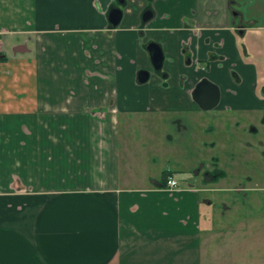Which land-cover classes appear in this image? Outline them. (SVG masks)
<instances>
[{"label": "crops", "instance_id": "crops-1", "mask_svg": "<svg viewBox=\"0 0 264 264\" xmlns=\"http://www.w3.org/2000/svg\"><path fill=\"white\" fill-rule=\"evenodd\" d=\"M115 1L0 0V264H264V215L216 195L264 158V0Z\"/></svg>", "mask_w": 264, "mask_h": 264}, {"label": "rangeland", "instance_id": "rangeland-1", "mask_svg": "<svg viewBox=\"0 0 264 264\" xmlns=\"http://www.w3.org/2000/svg\"><path fill=\"white\" fill-rule=\"evenodd\" d=\"M237 118L240 119V118H243V116L238 115ZM262 128L264 129V127H258V131H251V132L246 131L244 138H246L247 140L250 138L254 140H258L260 138L262 140V137H263ZM263 145H264V140H263ZM235 152H236V156L238 160V171L240 172L238 173L235 180L232 179L230 181V184L232 185V187H235L238 189L228 190L226 192H217L216 195L220 197L218 199L222 200L219 204L221 205L223 201L226 204L227 203L232 204L233 202H235L238 205L236 207L237 209L234 208L233 205L232 207L234 208V214L236 215L237 218H239V220H240V217L243 220L244 219L246 220L248 217H251V216L258 217V220H260L262 216L264 215V190L250 189L253 185L251 183H247L245 176H250L251 178L252 177L259 178L262 175H264L263 174L264 168L262 171L259 168V166L261 167V165H263L264 167V158L261 155L259 158L253 157V159H249V158L243 159V155H242V158L240 159L238 157L239 151L235 150ZM247 152L249 153L250 151L247 150ZM256 155H257V152H256ZM261 161L263 163H261ZM259 231H260V228L256 231V233H258ZM237 235L238 237L234 238V240H232L233 242L230 243L233 247L240 246L243 243L250 245L251 243L254 242V240L256 241L254 237L253 239H251V236L250 237L247 236L243 238V236L240 235L239 233H237ZM259 240L260 239H258V241ZM236 256L238 255H235V254L229 255L228 253H222L219 255L218 254L214 255L210 260L211 261H231V262L233 261L234 263H236L234 261Z\"/></svg>", "mask_w": 264, "mask_h": 264}, {"label": "water", "instance_id": "water-1", "mask_svg": "<svg viewBox=\"0 0 264 264\" xmlns=\"http://www.w3.org/2000/svg\"><path fill=\"white\" fill-rule=\"evenodd\" d=\"M149 16V15H148ZM148 16H144L145 20ZM121 18V11L117 8L109 10L108 19L112 25H116ZM150 60L154 69L158 70L162 65L163 55L160 47L155 43H150L147 46ZM148 77L146 71H140L138 80L144 82ZM219 90L216 85L212 84L206 78H203L193 89L192 97L202 109H210L214 107L219 100Z\"/></svg>", "mask_w": 264, "mask_h": 264}, {"label": "flooded vegetation", "instance_id": "flooded-vegetation-1", "mask_svg": "<svg viewBox=\"0 0 264 264\" xmlns=\"http://www.w3.org/2000/svg\"><path fill=\"white\" fill-rule=\"evenodd\" d=\"M123 3H124V0H116L115 3H113L114 5H112V6L108 9V12H107V18H108L109 10L112 9V8H117V9H119V10L121 11V17H122V10H121V7L123 6ZM148 15H149V16H148ZM144 16H148V17L144 20V19H143ZM150 17H151V11H150V10H145V11L143 12V14H142V20H143V21H147ZM120 19H121V18H120ZM108 21H109V19H108ZM119 21H120V20H119ZM119 21H118V23H119ZM109 23H110V21H109ZM118 23H117L116 25H112L111 23H110V24H111L112 26L115 27V26L118 25ZM150 43H155V44H157V45L160 47V45H159L158 43H156V42H149V43L146 45V50H147V46H148ZM160 49H161V47H160ZM161 51H162V50H161ZM147 52H148V50H147ZM148 54H149V52H148ZM162 55H163V54H162ZM149 58H150V56H149ZM150 61H151V60H150ZM162 62H163V60H162ZM151 64H152V62H151ZM161 66H162V65H161ZM152 67H153V65H152ZM153 69H154V67H153ZM160 69H161V67H160L158 70H156V69H154V70H155V71H160ZM140 71H146L147 74L149 75V73H148L147 70H140ZM140 71H139V72H140ZM138 74H139V73H138ZM147 79H148V77H147ZM147 79H146V80H147ZM202 79H203V78H202ZM202 79H201V80H202ZM206 79H207V78H206ZM146 80H145V81H146ZM201 80H200V81H201ZM207 80H208V79H207ZM200 81H199V82H200ZM208 81H209V80H208ZM140 82H141V81H140ZM199 82H198V83H199ZM198 83H197V84H198ZM211 83H212V82H211ZM197 84H196V85H197ZM212 84H213V83H212ZM195 87H196V86H195ZM195 87H194V89H195ZM217 88H218V87H217ZM218 90H219V89H218ZM219 94H220V93H219ZM219 97H220V96H219ZM218 102H219V100H218ZM217 104H218V103H217ZM217 104H216V105H217ZM216 105H215V106H216ZM215 106H214V107H215ZM212 108H213V107H212Z\"/></svg>", "mask_w": 264, "mask_h": 264}, {"label": "built area", "instance_id": "built-area-1", "mask_svg": "<svg viewBox=\"0 0 264 264\" xmlns=\"http://www.w3.org/2000/svg\"><path fill=\"white\" fill-rule=\"evenodd\" d=\"M166 186L168 187V188H174L175 186H176V181L174 180V179H172V178H168L167 180H166Z\"/></svg>", "mask_w": 264, "mask_h": 264}, {"label": "trees", "instance_id": "trees-1", "mask_svg": "<svg viewBox=\"0 0 264 264\" xmlns=\"http://www.w3.org/2000/svg\"><path fill=\"white\" fill-rule=\"evenodd\" d=\"M165 173L167 174V172L165 171Z\"/></svg>", "mask_w": 264, "mask_h": 264}]
</instances>
